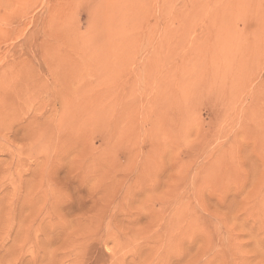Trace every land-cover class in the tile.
I'll list each match as a JSON object with an SVG mask.
<instances>
[{
	"label": "rangeland",
	"instance_id": "rangeland-1",
	"mask_svg": "<svg viewBox=\"0 0 264 264\" xmlns=\"http://www.w3.org/2000/svg\"><path fill=\"white\" fill-rule=\"evenodd\" d=\"M0 264H264V0H0Z\"/></svg>",
	"mask_w": 264,
	"mask_h": 264
},
{
	"label": "bare ground",
	"instance_id": "bare-ground-1",
	"mask_svg": "<svg viewBox=\"0 0 264 264\" xmlns=\"http://www.w3.org/2000/svg\"><path fill=\"white\" fill-rule=\"evenodd\" d=\"M63 249H64V248H63ZM57 250H58V249H57ZM59 251H60V250H59ZM59 251H58V252H59ZM59 253H60V252H59ZM56 255H58V253H57ZM54 257L57 258L56 256H54ZM53 260H54V258H53ZM53 260H52V261H53Z\"/></svg>",
	"mask_w": 264,
	"mask_h": 264
}]
</instances>
